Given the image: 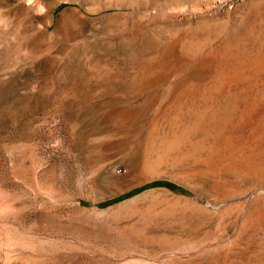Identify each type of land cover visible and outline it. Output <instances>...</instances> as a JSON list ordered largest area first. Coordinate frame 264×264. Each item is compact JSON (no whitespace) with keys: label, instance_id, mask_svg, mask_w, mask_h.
I'll return each instance as SVG.
<instances>
[{"label":"rangeland","instance_id":"obj_1","mask_svg":"<svg viewBox=\"0 0 264 264\" xmlns=\"http://www.w3.org/2000/svg\"><path fill=\"white\" fill-rule=\"evenodd\" d=\"M0 264H264V0H0Z\"/></svg>","mask_w":264,"mask_h":264},{"label":"trees","instance_id":"obj_2","mask_svg":"<svg viewBox=\"0 0 264 264\" xmlns=\"http://www.w3.org/2000/svg\"><path fill=\"white\" fill-rule=\"evenodd\" d=\"M148 185H150V186H153V185H162V186H166V187H169L171 189H174V190L182 189V187L179 186V185H177L176 183H174L172 181H169V180H164V179L153 180ZM126 194H128V193H126ZM126 194H122V195H119L117 197H113L111 199H107V200L101 201L98 204L99 205H107L108 203H110L112 201H115L118 198L125 196Z\"/></svg>","mask_w":264,"mask_h":264}]
</instances>
